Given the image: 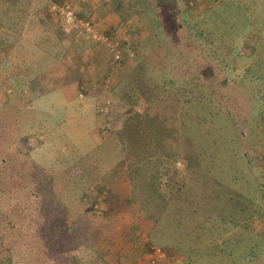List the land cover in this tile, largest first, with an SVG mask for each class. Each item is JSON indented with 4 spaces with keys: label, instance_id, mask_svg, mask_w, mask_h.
<instances>
[{
    "label": "rangeland",
    "instance_id": "obj_1",
    "mask_svg": "<svg viewBox=\"0 0 264 264\" xmlns=\"http://www.w3.org/2000/svg\"><path fill=\"white\" fill-rule=\"evenodd\" d=\"M66 5L120 43L122 59L83 31L66 33ZM150 100L184 125L198 167L188 166L177 136L172 151L163 138V148L126 157L122 127ZM258 183L264 0H0V188L12 195L0 199V221L12 227L0 239L12 245L13 264H91L78 250L85 236L120 249L105 247L114 264H151L155 247L178 264H264ZM102 185L113 209L99 218L108 205L94 199ZM152 207L172 214L175 233L165 219L149 234L139 219ZM245 213L248 233L236 227Z\"/></svg>",
    "mask_w": 264,
    "mask_h": 264
},
{
    "label": "trees",
    "instance_id": "obj_2",
    "mask_svg": "<svg viewBox=\"0 0 264 264\" xmlns=\"http://www.w3.org/2000/svg\"><path fill=\"white\" fill-rule=\"evenodd\" d=\"M169 100H171V99H169ZM157 102L158 101H152V100L148 101L145 112L142 115H139V114L137 116H135V114L131 115L127 119L128 122L124 124V127H122L123 128L122 132H123V136H124L123 142L125 144L124 151L127 152V154H128L126 157L130 160L132 158V154L136 153L135 151L149 150L151 152H155L159 149V147L163 148L164 147L163 143H162L163 138L166 141H167V139L169 140V142H165V143L168 144V149L170 151H172L175 149L176 144H175V142H172L171 140H173L174 137L176 139V136H177V140L181 141V151L180 152L182 153V155L184 156L185 159L187 158V160L189 159V161L191 162V165L189 164L188 166L198 167L200 165V163H199L198 158H197L198 156H196V152L198 151V149H196V147L194 145V139L190 137L188 131L184 128V125H180L177 122V120L175 118H173L174 115H172L171 111H169V110L164 111L163 106L159 105ZM171 102L174 103V100H171ZM165 109H166V107H165ZM114 123H116V121ZM106 126L107 127L104 129H106V132L108 133L111 129L108 125H106ZM174 127H177L180 130L178 135H175V134H173V132H171ZM154 134H155V136H154ZM123 136H122V138H123ZM160 138H161V140H160ZM141 157L147 158L148 155L146 153H143L141 155ZM193 158H195L194 161H193ZM138 168L136 167L135 169L138 170ZM246 171H247L246 172L247 175L254 174L253 171L251 170V168H249ZM247 175H244V178H248V177H246ZM3 185L6 188V185L5 184H3ZM137 188L138 187H136V186L134 187L132 194H133L134 199L139 200L138 199L139 198V192H138L139 188L138 189ZM4 189L0 188V199L5 200L6 198H11L12 195L9 192L8 193L5 192ZM257 189L261 193V195L263 196V197H261L263 199L264 198V187L258 183ZM3 190H4V192H3ZM124 196H125V199L128 200L129 195L127 193H125ZM259 196H260V194H259ZM56 197H57V195L54 193L53 198H56ZM96 197L101 198L103 202L108 204V205H105V207H103V212L98 214L99 218H103L104 216L108 215V212H109L108 210L113 209V203L111 202V199L109 198V194L107 193V189H105L104 185H102L99 188L98 193L96 194L94 199H98ZM144 198H146V195L144 196ZM145 202H147V203H145ZM78 203H80V205H82V206H87L88 213L93 217L95 216V213H94L95 207L93 204H90V202L87 200L85 201V199H83V197L81 198V201H78ZM142 203L144 204V206H143L144 208L148 207L146 205L150 206L151 204H153L151 199H147V200L143 201ZM263 204H264V201H263ZM43 205H44V203L41 202V207ZM104 209L107 212H105ZM152 209H153V207L151 209L145 210L146 213H148L147 214L148 217L139 219L140 223L143 222V223L148 224L149 234H152V232H154V230L157 231V225H159V224L163 225V223L165 222V219H167L168 222L170 220H172L170 218L172 216V214H168L170 216H167L164 218V214L162 212L155 215V212ZM243 209L247 210L246 208H243ZM251 217H253V215H250L249 213H245L244 216H241L240 220L242 221V224L236 222L237 219H239V217H236L235 218L236 227L240 231H245L246 233H248L247 229H246V224ZM181 223H179V225H180V227L183 228ZM166 226H168V228L170 229L169 231H167L168 234L175 233V230H176L175 229V222H173V224L169 222V224ZM10 227H11V225L9 223H3V222L1 223V221H0V235H1L2 231H4V232L9 231ZM136 228H138V227H136ZM60 230L61 231L64 230V227H62ZM168 234H167V237L163 238V239H165L167 241L172 240V242H174V240L171 239ZM88 238H89L88 236H85V238L83 240L84 244H82V246H80L78 248V250L84 249V251L88 253L87 256L90 257V263L91 264H113L110 260V257L108 256V254H109V252H111L112 254L115 253L114 251H112V249H115L118 252H120L119 251L120 249H117L116 246L112 245L113 243L111 241L108 242L109 244L107 242H106V244L105 243L96 244L95 247L92 245H88L87 244V243H89ZM260 242H264V239H260ZM11 246H12L11 244L8 245L4 241H2V239H0V247L3 248L2 253L0 254V264H13V261L11 259V255H10ZM105 247H107L110 251L107 252V249H105ZM155 248H159V247H155ZM162 250L167 254V257H169L170 259H173V258H176V260L178 259L177 256L173 255V253L170 250H166L163 248H162ZM150 251H151V249H150ZM151 253L153 254V249H152ZM121 258H123V256L120 257V261H122ZM64 259L67 262L68 256L64 255ZM112 259H114V258H112ZM62 260H63V258H61L60 261H58L54 264H58V263L62 262ZM74 260L75 259L71 260V264H81V263H79V261L75 262Z\"/></svg>",
    "mask_w": 264,
    "mask_h": 264
},
{
    "label": "built area",
    "instance_id": "obj_3",
    "mask_svg": "<svg viewBox=\"0 0 264 264\" xmlns=\"http://www.w3.org/2000/svg\"><path fill=\"white\" fill-rule=\"evenodd\" d=\"M59 12L66 33L83 31L94 42L108 46L111 50V53H113L116 61L122 59L124 51L123 48H121V44H113L110 41V38L105 34L99 32L93 23L84 19H80L76 11L70 5H66L60 8ZM119 47L121 50L119 49ZM99 111L104 116H109L111 112V103L109 101L102 103V105L99 107ZM152 255L153 256L151 258V264H178L176 258L170 259L161 248H153Z\"/></svg>",
    "mask_w": 264,
    "mask_h": 264
},
{
    "label": "crops",
    "instance_id": "obj_4",
    "mask_svg": "<svg viewBox=\"0 0 264 264\" xmlns=\"http://www.w3.org/2000/svg\"><path fill=\"white\" fill-rule=\"evenodd\" d=\"M264 187V186H263ZM114 264V263H113Z\"/></svg>",
    "mask_w": 264,
    "mask_h": 264
}]
</instances>
